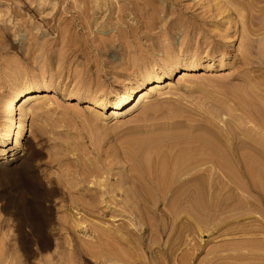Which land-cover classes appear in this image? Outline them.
<instances>
[{
    "label": "rangeland",
    "instance_id": "1",
    "mask_svg": "<svg viewBox=\"0 0 264 264\" xmlns=\"http://www.w3.org/2000/svg\"><path fill=\"white\" fill-rule=\"evenodd\" d=\"M236 1L0 0V132L5 129L4 137H7L6 134L10 130V96L30 84L49 87V91H42L40 97L26 104L29 112L26 122V137L20 140L15 149L17 151L16 159L9 160V156L0 160V264H125V262L128 264V261L130 264H133L132 262L134 264H149L148 261L151 262L150 264H162V262L164 264L165 261V264H172L173 261V264L176 262L183 264L181 263L183 261L184 264H264V227L262 228L264 226L262 223L264 222V204L257 210L256 207H250V211V208H246V205L243 204V198H240L252 193V196L260 198L264 203V151H261L262 154L260 153L259 156V154H255L254 150H250L253 146L261 148L260 150H263L262 147H264V120H262L264 118V0H239L243 1L242 5ZM244 3H246L245 6ZM240 5L244 8L241 9ZM215 10L220 14L216 16ZM173 63L176 68L171 76L161 83V87L153 91L147 84L138 92V95L145 96L142 103L137 105L136 101L130 102L133 109L117 119H106L100 115V113H104L108 116L111 113L112 106L118 101L117 94L138 85L145 75L160 73L164 69L174 66ZM202 64L203 69L201 68ZM206 64L209 66L208 68ZM184 69L189 74L186 75V78L182 76ZM241 90L243 92L240 95L239 91ZM249 90L251 95L254 92V95L259 97L258 99L256 97L257 103L252 101L255 97L253 99L251 95L250 98L247 95ZM42 93L45 96H42ZM77 95L83 98L81 102L76 101ZM239 95H243V98ZM260 96H263L261 98L263 102L260 100ZM238 97L241 98L239 101L236 100ZM101 98L107 101L106 108L100 109L95 106L96 100ZM245 99H252L251 103L246 102ZM241 100L243 102H240ZM40 102L43 103V106ZM235 103H240L243 109L236 107ZM252 103L256 107V111L253 109ZM255 112L258 114L255 115ZM208 113L211 114L210 117L208 116L210 120H207ZM240 115L242 118L239 117ZM256 116L259 119H254ZM175 119L177 122L182 120V123L186 121L185 119H191V122H188L190 120L186 122L193 123V125L188 124L189 127H184L183 124H178L180 121L175 123ZM173 120V126L178 124L179 130L182 127L181 131H171V128L178 129L177 126L173 128L171 125ZM198 123L200 125L201 123L202 125L210 124L208 128L216 130H214L215 136H213L212 130L208 132L211 133L210 135L204 133L203 128L205 127H202L203 136L199 133L201 129H197L199 135L198 133L196 135L194 125ZM153 125L155 128L158 127V130L161 127L167 128L158 131L153 128ZM200 125L197 126L201 128ZM217 125H220L221 128ZM226 125L228 126L225 127ZM186 127L188 129L193 127V129L188 130ZM218 129L221 130L220 136H218ZM153 131L159 134L155 135ZM161 131H166L163 132L165 136L160 133ZM221 132L224 137L230 135L229 139H226H234L233 142L236 144L237 142L243 144L241 168L225 170L228 173L217 170L218 172L216 171L214 174L217 180L213 179L216 181L214 186H217L218 190L222 189L221 192L218 191L220 195H226L220 197L226 199L222 203L223 205L220 204L223 199L217 200L219 194L216 192L217 188L214 187L212 189L215 190L211 189L210 193L214 201L209 199L207 194H204L205 192L202 194V190L198 191V196L201 193V196L204 195V197L198 198L197 208L201 207L204 210L201 211L198 208L199 211H196V207L193 210L190 208L192 214H190L189 207L187 211L184 204H182L183 206L180 204L185 208L183 210L178 206L179 204L174 203V205L168 204V206L154 203L156 206L149 204V207L146 202L153 204V201L145 200V202L143 198L141 200L136 198L137 190L135 189V192L132 189L140 187L139 184L144 180L147 183H142L146 187L149 179L155 175L156 170L160 169L158 165L162 166L160 165L162 164L160 162L162 153L169 152V146L172 143H178V145L184 143V141L179 142L181 139L186 140L184 145L196 143L195 140L204 138V134L209 135L205 137L215 142L221 138ZM148 136L165 137V139L163 138L165 141L161 142L163 144L160 149L154 150L159 155H156L157 157L153 154L152 149H149V146H147L149 152L146 149L143 150ZM189 136L193 137L191 141ZM142 137L144 139H141ZM175 137L180 140H176ZM224 137L223 139H225ZM137 139H140L139 142L134 141ZM132 143L135 145H132L131 148ZM246 143L251 146L247 147ZM164 144L170 145L164 146ZM137 145L140 148L137 149ZM10 146L12 144L5 147ZM142 147L144 148L142 149ZM162 147L165 148L162 149ZM3 148L4 146H0V152ZM144 151L150 154L145 155ZM151 155L155 156L154 162L156 163H153L154 157ZM228 160L233 161L234 159L230 157ZM223 161L225 164L229 162ZM153 164H155V168L152 166ZM150 167H153L154 171L151 172L152 168L150 169ZM91 169H98L97 171H100L101 174ZM92 171L99 175L93 172L91 176ZM198 172L201 173L200 170ZM89 173L91 174L89 175ZM139 176L141 177L139 178ZM250 177L254 181H251ZM243 179L245 182L250 179V183H255V186L251 185L256 191H259L258 193H261V196L249 188H246L245 191ZM221 181L224 183L228 181L227 191L225 189L228 183L224 185L226 188L223 190L220 185L224 183L219 184ZM233 182L236 186L233 185ZM101 183L102 186H100ZM81 185L85 188L81 189ZM230 185L232 186L230 187ZM109 186H114L117 193H109L107 190H111V187L107 188ZM130 187L131 189H128L130 192H128L127 188ZM148 187L150 188V186ZM148 187H146L147 190ZM97 188L107 193L103 194ZM231 188L234 189V192L236 191L235 197L239 194L235 198L236 201L240 198L239 201L242 200V203L238 201L239 204L235 205ZM90 189L93 192L89 193ZM78 190L81 192L80 195L85 194H83L85 198L81 196V200L79 199L80 192ZM97 190L102 193V196L105 195L107 200L112 195H118V199L116 197L112 203L113 198L111 197L112 199L109 201L111 204L102 203V205L94 207V203L97 202L93 203L94 199L101 195L97 193ZM126 190L127 192H124ZM50 191H53L55 195L48 196ZM123 192L125 195L122 194ZM142 192L147 194L143 189ZM61 193L67 198L72 195L73 198L69 197L68 201H64ZM126 193L129 194L128 197H134L133 194H135L137 201L135 198H130L132 203ZM107 194L110 196L108 197ZM214 194L218 196L214 197ZM119 195L120 197L125 196L126 199L123 200L122 197L123 201L119 200L121 199ZM231 197L234 202L233 206L237 207H232ZM73 199L76 200V204L74 203L76 206L69 203ZM201 199L204 203H201ZM206 199L207 201H205ZM228 199L230 201H227ZM87 200L91 203L86 202ZM84 201L89 205L84 206L87 205ZM92 203L93 205H91ZM228 203L231 204L230 207ZM105 204L107 208L104 206ZM206 204L207 216L204 215L205 213L203 216L201 213L205 212ZM171 205L178 206L181 210L179 208L176 210L177 207ZM204 205L205 207H203ZM85 207L88 210L92 209V212ZM213 207H216L215 213ZM100 208L102 209L99 210ZM225 208H228L227 211ZM79 211L83 214V219L80 218L82 214L78 213ZM177 211H181L180 215L177 214ZM142 212L144 213L142 214ZM129 213L131 214L129 215ZM136 213L140 219V215H143L142 219L145 225L147 224L146 226L140 222L143 220L135 218L137 217ZM159 215L163 216H160L161 220ZM192 215L194 216L192 217ZM150 217L153 218V222L149 220ZM170 217L173 219L172 221ZM179 218L181 223L178 221ZM131 219H133V226H131ZM225 220L226 222H224ZM77 222H81L80 224L84 222V225ZM126 223L128 227L126 225L124 227L127 229L122 225ZM209 223L214 225H209ZM216 223L219 224H217L219 227L215 226ZM261 223L262 226H260ZM171 224L178 225L173 227L179 228L180 231H178L179 229L172 231ZM181 224H183L182 228L179 226ZM121 225L124 229L122 233L125 232L122 234L124 236L118 235L121 234L118 232L121 230ZM220 225H224V231L221 230L222 226ZM248 227L253 230H249ZM216 228L221 230H219L220 235ZM244 228L247 230L244 231ZM113 229H117L118 234L113 232ZM125 229H130V231ZM133 229L135 230L132 231ZM150 231L155 234L159 233L155 235ZM134 232L136 233L134 234ZM178 232L182 235L178 234L177 242L175 240ZM101 234L104 235L100 237ZM108 234L110 235L108 236ZM153 234L158 236L157 239H153L152 245V238H155V236H151ZM98 235L102 241L97 239ZM111 235H114L113 238ZM180 236L182 237L180 238ZM124 238L125 240H121ZM137 238L140 239L137 240ZM129 239H132V243L135 240L132 247L135 248V244H138L139 249L131 248L128 244L130 243ZM25 240L29 242H25ZM177 243H179V247L181 246L180 248ZM194 244L199 245L197 246L199 248L195 249ZM174 245L180 254L186 250L187 253L184 251L186 255H180L176 249L174 251ZM189 245H192L196 251ZM170 246L173 248L171 249ZM168 248L172 252L170 255H168ZM187 248L193 249V253H195L193 254L189 250L193 256H190L191 259L187 258L190 255ZM81 249L82 252L79 251ZM136 251L138 255H135V258L132 252L137 254ZM71 252L74 255H71ZM155 252L162 258L159 255L155 256ZM140 253L141 256L144 253V260L139 257ZM103 254L107 255L103 256ZM130 254L134 258L129 257ZM195 255L196 257H194ZM154 256L158 259L156 262L153 259ZM123 257L125 258L123 259ZM172 257L176 258L171 260ZM180 257L183 261L180 260ZM183 257L189 261H185ZM48 261L50 262L48 263Z\"/></svg>",
    "mask_w": 264,
    "mask_h": 264
},
{
    "label": "bare ground",
    "instance_id": "2",
    "mask_svg": "<svg viewBox=\"0 0 264 264\" xmlns=\"http://www.w3.org/2000/svg\"><path fill=\"white\" fill-rule=\"evenodd\" d=\"M236 2H239V4L241 3V5L243 4V1L242 2H240L239 0H237ZM238 3H236V5H239ZM239 6V7H241V9H243L242 8V6ZM246 5V3H244V6ZM217 4H216V8H217ZM217 10V9H216ZM215 10V11H216ZM219 11H216L215 12V15L217 16V14L219 15L220 13H218ZM212 15V14H211ZM175 31H176V29H175ZM170 33V32H169ZM230 45V48H231V43L229 44ZM228 45V46H229ZM186 52H188V51H186ZM188 54V53H187ZM184 55H185V53H184ZM243 57V56H242ZM174 61V60H173ZM171 64V63H170ZM184 64V63H183ZM173 65H174V63H173ZM242 65H243V63H242ZM201 67V66H200ZM206 67L208 68L209 66H207V64H206ZM176 68V65H174V66H170L168 69H164L163 71H161L160 73L159 72H155V73H153V74H151V75H145L143 78H142V80L138 83V85L136 84V85H134V86H132V87H130V88H128L127 89V91H124V92H122V93H119V94H117L116 95V98H118V101L112 106V109H111V113L107 116L106 114H104V113H100V115L101 116H103V117H105L106 119L107 118H112V119H117L118 117H120V116H122L123 114H125V113H127L128 111H130L131 109H133V106H130L131 105V103L130 102H133V101H136V104L138 105L139 103H142L143 101H144V98H145V96L144 95H138V92L144 87V86H146L147 84H149V86H150V90H153V91H155L156 90V88H158V87H161V83L162 82H164L165 81V79H167V78H169L170 76H171V74L173 73V71H174V69ZM202 69L204 68L203 67V64H202V67H201ZM186 75L188 76L189 74H188V72H186V70L184 69V71H183V74H182V76H184L185 78H186ZM235 76V75H234ZM33 83V82H32ZM35 84V83H34ZM25 87V86H24ZM256 87V86H255ZM257 87L259 88V86L257 85ZM252 88V87H251ZM250 88V90H252ZM254 88V87H253ZM257 89V88H256ZM261 89V88H260ZM250 90H249V92H247V95L249 96V98H250ZM261 90H263V89H261ZM261 90H259V91H261ZM42 91H45V92H47V91H49V87H40V86H38V85H27L25 88H23V89H21V90H19V91H17V92H15V93H13L11 96H10V100H11V105L9 106L10 107V109H9V115H10V121H9V126H10V130H8V134H6V136L7 137H4V135H5V129H2V131L0 132V146H4V148L2 149V152H0V160H3V159H5V158H8L9 156H10V159L9 160H13V159H16V157H17V151L15 150L16 149V147H17V145L19 144V142H20V140L21 139H24L25 137H26V122L28 121V114H29V112H28V108L26 107V104L28 103V102H30L31 100H33V99H35V98H37V97H40L41 96V92ZM253 91V90H252ZM242 90L241 91H239V94L241 93L242 94ZM262 92V91H261ZM256 93V92H255ZM258 93V92H257ZM240 94V95H241ZM261 94V93H260ZM239 95V96H240ZM252 95H254V92H252ZM251 95V97L253 98V97H255V99L254 100H252V99H250V100H252L253 101V103H254V101L257 103V99L259 98V97H257V96H252ZM258 96H259V94H257ZM261 95H263V94H261ZM42 96H45V94H43L42 93ZM237 97V96H236ZM240 97H242L243 98V95L242 96H240ZM256 97H257V99H256ZM263 97V96H262ZM261 96H260V100L263 102V99H261L262 98ZM248 98V97H247ZM76 101H79V102H81L82 100H83V98L81 97V96H79V95H77L76 96ZM238 99V100H237ZM241 98H236V100L237 101H239ZM243 100V99H242ZM240 101V102H243V101ZM246 100V102H249V103H251V101L250 100H248V99H245ZM45 101V100H44ZM44 101H43V103H44ZM236 101V102H237ZM41 103V102H40ZM43 103H41V105L43 104ZM135 103V102H134ZM238 103V102H237ZM253 103H252V105H253ZM136 104H133L134 106H136ZM236 104V103H235ZM247 104V103H246ZM245 104V105H246ZM237 106L236 107H241L240 106V103L239 104H236ZM239 105V106H238ZM251 105V104H250ZM249 105V106H250ZM252 105H251V107H252ZM43 106V105H42ZM95 106L96 107H98V108H106L107 107V101H105L103 98H101V99H98V100H96V103H95ZM254 106V105H253ZM242 108V107H241ZM253 108V107H252ZM243 109V108H242ZM255 111H256V107L254 106V108H253ZM231 110H233L232 108H231ZM230 110V111H231ZM235 110V109H234ZM252 110V109H251ZM258 110V109H257ZM170 111V110H169ZM253 113V112H252ZM256 113L257 112H255V115H256ZM209 114V113H208ZM258 114V113H257ZM264 114V113H263ZM263 114H262V116H263ZM99 115V114H98ZM216 115V114H215ZM176 116V115H175ZM210 117L211 116V114H209V115H207V117ZM250 116H253V115H251L250 114ZM259 116V115H258ZM258 116H256L254 119H259L258 118ZM209 117L207 118V120H210L209 119ZM216 117H218V115H216ZM239 117H241V115L239 116ZM238 117V118H239ZM260 117H261V115H260ZM186 118H190V117H186ZM205 118H206V115H205ZM212 118V117H211ZM242 118V117H241ZM240 118V119H241ZM251 118H253V117H251ZM262 118V117H261ZM193 119V118H192ZM213 119V118H212ZM176 121H175V123H178L179 121H180V123H178V124H180V125H182V126H188V122H191V119H185L186 121L187 120H190V121H188V122H186V121H184L183 123H182V120H179L178 122H177V119H175ZM195 120V119H194ZM215 120V119H214ZM242 120V119H241ZM262 120H264V118L262 119ZM211 121H213V120H211ZM210 121V122H211ZM216 121L218 122V120L216 119ZM261 121V120H260ZM171 122H173V124L171 123ZM170 123H171V125L173 126L174 125V120L173 121H171ZM185 122H186V124H185ZM193 122V121H192ZM209 122V121H208ZM207 122V123H208ZM239 122V121H238ZM262 122V121H261ZM264 122V121H263ZM227 123V122H226ZM165 124V123H164ZM178 124H175V126H173V128L174 127H176ZM185 124V125H184ZM199 125H200V123H198ZM197 124V125H198ZM212 124V123H211ZM214 125H216L215 123H213ZM263 124V123H262ZM160 125V124H159ZM163 125V124H162ZM161 125V126H162ZM169 125V124H168ZM190 126H192L193 125V123H190L189 124ZM197 125H194L195 127L194 128H196L195 130H194V133L197 135V133L199 132L197 129H201V131L199 132V133H203V129L205 130V131H207V132H205L204 131V133H208V132H210L212 129L210 128H208V126H210V124L209 125H205V124H203L202 125V123H201V125H200V127L201 128H199V126H197ZM240 125H242L241 123H240ZM155 126H157V125H155ZM164 126H167V125H164ZM206 126H207V128H206ZM228 125H226L225 127H227ZM179 126H177V128H178ZM184 127H183V129H184ZM189 127V126H188ZM202 127H205V128H203L202 129ZM217 127H219V128H221L220 127V125L218 126L217 125ZM225 127H223L224 129H226L227 130V128H225ZM153 128L154 129H156V130H158L157 128L158 127H154V125H153ZM163 128V130L165 129V128H167V127H161V129ZM181 129H182V127H180ZM222 128V129H223ZM231 128V127H230ZM230 128H228V129H230ZM160 128H159V130L158 131H160L161 130ZM175 129V128H174ZM172 129L171 128V131L172 132H176V130H179V128L178 129ZM181 129L179 130V131H181ZM186 129H188L187 127H186ZM191 129H193V127H191ZM190 128L188 129V130H191ZM151 130V129H150ZM210 130V131H209ZM215 130V129H214ZM214 130H212L211 132L214 134H212L213 136H215V131ZM219 130V131H218ZM217 130V132L219 133V135H218V133L216 134V136L218 135V136H220V129H218ZM155 131V130H154ZM153 131V132H154ZM193 131V130H192ZM214 131V132H213ZM223 131V130H222ZM228 131V130H227ZM226 131V132H227ZM230 131V130H229ZM238 131V130H237ZM262 131V130H261ZM163 132H166V131H161L160 133L162 134V135H164V133ZM224 132H225V130H224ZM193 133V132H192ZM199 133H198V135H199ZM235 133H236V131H235ZM235 133H233V134H235ZM238 133V132H237ZM153 134H155V135H157V134H159L158 132L156 133V132H154ZM179 134V133H178ZM209 135L211 134V133H208ZM223 133L221 132V138H218L217 139V141H213L212 139H210V138H206L205 136H209V135H206V134H204V138H201V139H199L198 141L197 140H195V138H194V140H195V142L196 143H186V145H184L185 144V142H186V140L184 139V140H182L181 139V141H179V142H182V141H184V143H183V145H182V143H180L179 145H178V143H176V144H174V143H172L170 146L169 145H167V146H169L170 147V151L168 152V151H165V152H163L162 150H161V152H163L162 153V155H161V157H162V160L160 161L162 164H160V165H162V166H159L158 165V168L160 167V169L159 170H156V173H155V175H153L150 179H149V182H148V184H146V187H148V186H150V188L148 187V190H147V188L143 185V183H147L145 180H144V182L142 183H138L139 185H140V187H134V189H132V191H135V189L137 190V195H136V198H138V200H141V198H143V201H147V200H151V201H153V204H152V202H146V203H148V206H149V204H150V206H152V205H154V206H156L155 204H158V203H162V204H166L167 206H168V204H179L178 206H180V208L183 206L182 204H184L185 206L184 207H186L187 208V211H188V207H189V211H190V208H191V210H193L195 207L197 208V200H198V198L201 196V193H200V195L198 196V191H200V190H202V194L204 193V194H207L206 196H208V198L210 199L211 198V192H212V188L214 187V188H217V186H214V184L216 185V177H215V175L214 174H216L215 172L217 171V170H219V171H225V170H229V169H231V168H234L233 170H235V168H241V164H242V162H243V144H241V143H239V142H237V144H236V142H233V140H228L229 138V136L228 137H224L223 135H222ZM231 134V133H230ZM148 135V134H147ZM174 135V134H173ZM212 135H211V137H212ZM226 135V134H225ZM153 136V135H152ZM165 136V135H164ZM163 136V138L165 139V137ZM193 136V135H192ZM202 136H203V134H202ZM237 136V135H236ZM149 138H147L146 139V143H145V148L144 147H142V149L143 150H145L146 149V151H148V149H147V146H149L150 148L149 149H152V152H154L153 154L156 156V155H158L157 154V151L155 152L154 150H159L160 149V146H161V144H163V143H161V142H164L165 140H163V138L161 137V136H155V137H151V136H148ZM181 137V136H180ZM190 137V141H191V139H193V137L191 138V136H189ZM198 137V136H197ZM223 137L226 139V138H228V139H223ZM187 138V137H186ZM237 138V137H236ZM141 139H144V137H142ZM175 139L176 140H180V139H178V137H175ZM197 139V138H196ZM214 139V138H213ZM139 140L140 139H137V140H134V141H138L139 142ZM163 140V141H162ZM241 140V142H243V140L242 139H240ZM170 141V140H169ZM174 141V140H173ZM238 141H239V138H238ZM168 142V141H167ZM171 142V141H170ZM216 142H218V143H216ZM144 143V142H143ZM10 144H12V146H10V147H5V146H7V145H10ZM132 145H135V143L133 144H131V148L133 147ZM165 144H164V146H166ZM247 147L249 146H251L250 144H245ZM143 146V145H142ZM258 146V145H257ZM136 147V146H135ZM138 145H137V149H138ZM169 147H167L168 149H169ZM140 148V147H139ZM165 147H162V149H164ZM137 149H136V152H137ZM167 149V150H168ZM261 148H257L256 146H253V147H251L250 148V150H254L256 153L255 154H259V156L262 154V152L261 151H264V147H262V149L263 150H260ZM143 150H142V153H143ZM146 151H144L145 152V155L146 154H150V153H147ZM141 152V151H140ZM149 152V151H148ZM160 152V153H161ZM133 153V152H132ZM141 153V154H142ZM261 153V154H260ZM264 153V152H263ZM144 154V153H143ZM152 154V153H151ZM152 156V157H154V160H152L153 161V163H156V162H154L155 161V156ZM159 156V155H158ZM148 157H149V155H148ZM157 157V156H156ZM231 157V159H234L233 161L232 160H228L227 161V159H229ZM263 158H264V156H263ZM151 160H150V162H151ZM158 160H160L159 159V157H158ZM222 160V161H221ZM223 160H226V163L227 164H225V161H223ZM147 161V160H146ZM149 161V160H148ZM233 162V164L231 165L230 164V162ZM158 162V161H157ZM159 162V163H160ZM229 164V165H228ZM154 165L155 164H153L152 166L154 167ZM153 167H150V169H151V172H152V170H153ZM155 168V167H154ZM157 168V169H158ZM91 170H98V169H91ZM91 170H89V172H91ZM139 170V169H138ZM200 170V172L201 173H199L198 171ZM147 171V170H146ZM148 171H150V170H148ZM154 171V170H153ZM230 171V170H229ZM93 172L95 173V171H92V174L91 173H89V175L91 174V176L93 175ZM98 173L100 172V171H97ZM96 172V173H97ZM218 172V171H217ZM238 172H239V170H238ZM88 173V172H87ZM95 173V174H96ZM96 174V175H99V174H101V172L99 173V174ZM154 173V172H153ZM225 173H228V172H226L225 171ZM140 174V173H139ZM121 175H122V173H121ZM124 175V174H123ZM152 175V174H151ZM213 175H214V177H213ZM146 176H147V174H146ZM122 177V176H121ZM124 177V176H123ZM141 176H139V178H140ZM148 177H150L149 175H148ZM147 177V178H148ZM145 178V177H144ZM251 178V177H250ZM255 178H257V177H255ZM263 178H264V176H263ZM83 179V178H82ZM213 179H215L216 181H213ZM262 179V178H261ZM34 180V179H33ZM141 180V179H140ZM250 180V179H249ZM244 181V179H243V181L245 182H243V187L245 188V191H246V188L248 189H251V190H254V191H256L255 190V188H254V186H255V183H250V181ZM254 181V179H252L251 178V181ZM263 180V179H262ZM123 181H125V180H123ZM230 181V180H229ZM222 182L223 181H221L219 184H222ZM224 183V182H223ZM226 183H228V181L226 182L225 181V183L223 184V185H220V186H222V188H223V190L226 188V186H224ZM234 183V182H233ZM237 184H238V182H236ZM100 184V183H99ZM122 184H125V183H122ZM138 184H136V185H138ZM218 184V182H217V185H219ZM251 184H254V186H252ZM40 185V184H39ZM138 185V186H139ZM234 186H236V184L234 183L233 184ZM37 186H38V184H37ZM100 186H102V183H101V185ZM224 186V187H223ZM228 186H229V183L227 184V188L225 189L226 191H227V189H228ZM232 185H230V187H231ZM257 186V185H256ZM82 185H81V189H82ZM111 186H109V187H107V188H110ZM114 186H112L111 187V190H109V189H107L108 191H109V193L110 192H115V193H117L116 192V190H115V188H113ZM219 187V186H218ZM229 187V188H230ZM240 187V186H239ZM263 187H264V185H263ZM54 188V187H53ZM80 188H79V190H80ZM83 188H85V187H83ZM90 188V187H89ZM219 188H221V187H219ZM234 188V187H233ZM233 188H231L232 189V195H233V199H235V198H237V196H239V194H237L236 195V197H235V195H234V193L236 192H234V189ZM241 188H242V186H241ZM241 188H239V189H241ZM61 189V188H60ZM96 189V188H95ZM98 190H99V188H97ZM128 189H131V187L130 188H127V190ZM142 189L147 193L146 195H145V193H143L142 192ZM212 189V190H211ZM257 189V188H256ZM78 190V191H79ZM93 190H94V188H93ZM97 190V191H98ZM101 190H102V187H101ZM101 190H99V191H101ZM127 190L126 191H124V192H127ZM215 190V189H214ZM213 190V191H214ZM217 191L216 192H218L219 190H218V188L216 189ZM222 190V189H221ZM221 190L219 191V192H221ZM236 190V189H235ZM263 190H264V188H263ZM54 191V190H53ZM53 191H50L47 195L48 196H52V195H55V191L53 192ZM65 191V190H64ZM81 191V190H80ZM79 191V192H80ZM86 192H87V189L85 190ZM89 191V193H91V192H93V191H91V189L90 190H88ZM91 191V192H90ZM97 192L98 194L100 193V192ZM247 191H249V190H247ZM58 192V191H57ZM62 192V191H61ZM67 192V191H66ZM82 192H83V190H82ZM102 192V191H101ZM122 193V194H124L125 195V193ZM128 192H130L129 190H128ZM136 192V191H135ZM149 192V193H148ZM216 192H213V193H216ZM219 192L217 193V194H219ZM257 193L259 192V191H256ZM38 193V192H37ZM63 193V192H62ZM61 193V194H62ZM68 193V192H67ZM88 193V194H89ZM95 193H96V190H95ZM103 194L104 193H107V192H102ZM102 193H100L101 195H99L100 197V199L98 198V196H97V198L96 197H94V196H96L95 194H94V198H96V199H94L93 197H91V198H93L94 199V201L92 200V199H90L91 201H93V203L95 202V201H97V202H95L94 203V205H93V203L91 204V205H93L94 207L97 205V207L99 206V204H101L102 205V203H110L109 201L113 198V200L111 201L112 203L114 202V200H116V197H117V199H118V195L116 196V195H112V196H110V194L108 195V197L110 196V199L109 200H107V197L105 196V195H103L102 196ZM132 193V192H131ZM130 193V195L131 196H133L134 195V197H128L127 195H129V194H127L126 193V196L130 199V198H135V194H131ZM134 193V192H133ZM212 193V194H213ZM224 193V192H223ZM66 194V193H65ZM69 194V193H68ZM68 194H66V195H68ZM81 194V192L79 193V199L81 198V196L83 197L84 195L82 194V195H80ZM93 194V193H92ZM111 194H113V193H111ZM119 194V193H118ZM154 194V195H153ZM258 194H260V196H261V193H258ZM91 195V194H90ZM90 195L88 196V197H90ZM120 195H121V193H120ZM120 195H119V198H121V199H119V200H122V197H123V195H122V197H120ZM222 195H224V194H222ZM222 195H220L219 194V196L218 195H215L214 194V197L216 196H218V198H217V200H219L220 201V199H223V198H220ZM62 199L64 200V201H68V199H69V197L71 198L72 197V195L70 196H68V198H67V196L65 197L63 194H62ZM78 196V195H77ZM115 196V197H114ZM224 196H226V195H224ZM47 197V196H46ZM61 197V196H60ZM112 197V198H111ZM201 197H204V195H202ZM214 197H213V199H214ZM264 197V196H263ZM40 198H43V197H40ZM48 198V197H47ZM52 198V197H51ZM73 198V197H72ZM75 198V197H74ZM83 198H85V197H83ZM115 198V199H114ZM127 198V199H128ZM135 198V199H136ZM239 198V197H238ZM240 198H243L242 200H243V204L244 205H246V208H250V207H253V208H255L256 210L257 209H259L260 207H262L263 206V200H261L260 198L259 199H257V197H254V196H252V193H251V195H246L245 197H240ZM240 198H239V200H240ZM61 199V198H60ZM62 199H61V201H62ZM87 199V198H86ZM124 199H126L125 198V196L123 197V200ZM233 199H232V197H231V202H233ZM54 200V199H53ZM81 200V199H80ZM89 200V199H88ZM88 200L86 201V202H88ZM118 200V201H119ZM122 200V201H123ZM131 200V202H132V199H130ZM211 200H212V198H211ZM226 199H223V201L222 202H220V204L221 205H223L222 203H224V201H225ZM237 199H235L234 200V202H235V205L238 203V201H236ZM241 200V201H242ZM57 201V200H56ZM60 201V203H62ZM77 201H79V200H77ZM91 201H89L88 203H91ZM122 201H120V202H122ZM136 201H137V199H136ZM143 201H141V202H143ZM200 201H202V199L200 200ZM205 201H207V199L205 200ZM212 201H214V200H212ZM227 201H230L229 199L227 200ZM241 201H239V203L241 202ZM27 202V201H26ZM46 202H47V200H46ZM85 202V201H84ZM85 202V204H87ZM125 202V201H124ZM126 202H127V200H126ZM129 202V201H128ZM135 202V201H134ZM199 202V201H198ZM218 202V201H217ZM217 202H215L216 203V205L218 204ZM234 202L232 203V207H237V206H233V204H234ZM64 203V202H63ZM69 203H75L76 204V200H71V202L69 201ZM80 203V202H79ZM98 203V204H97ZM115 203H117L116 201H115ZM133 203V202H132ZM144 203V202H143ZM155 203V204H154ZM201 203H204V201H202ZM213 203V202H212ZM238 203V204H239ZM242 203V202H241ZM46 204V203H45ZM74 204V205H75ZM111 204V203H110ZM173 204V205H174ZM182 206H181V205ZM200 204V203H199ZM209 204V203H208ZM80 205V204H79ZM78 205V206H79ZM89 204H87V205H84V206H88ZM90 205V207L92 208V206ZM173 205H171L172 207H177V209L176 210H178V206H173ZM187 205V206H186ZM213 205V204H212ZM228 205H229V203H228ZM231 205V204H230ZM230 205H229V207H230ZM244 205H242V206H244ZM63 206V205H62ZM73 206V205H72ZM76 206V205H75ZM80 206H83V205H80ZM105 207H106V204L104 205ZM112 206H113V204H112ZM149 206V207H150ZM162 206H164V207H166L165 205H162ZM170 206V205H169ZM214 206H215V204H214ZM218 206H219V204H218ZM227 206V205H226ZM242 206H239V207H242ZM26 207H27V205H26ZM89 207V208H90ZM146 207H147V205H146ZM184 207H182L181 209L183 210V209H185ZM203 207H205V205L203 206ZM217 207V206H216ZM215 207V208H216ZM228 207V206H227ZM259 207V208H258ZM24 208V207H23ZM76 208V207H75ZM86 209H87V207H85ZM107 208V207H106ZM115 208V207H114ZM142 208V207H141ZM167 208H171V207H167ZM166 208V209H167ZM174 208V209H175ZM179 208V210H181ZM198 208H200L201 209V211L202 210H204V208L202 209L201 207H198ZM197 208V209H198ZM209 208H212V207H209ZM209 208H208V210H209ZM215 208L213 207V209H214V213H215ZM218 208V207H217ZM220 208V207H219ZM248 208V209H249ZM94 209V208H93ZM102 208H100L99 210H101ZM140 208H138V210H139ZM146 209H148V208H146ZM174 209H172V210H174ZM196 209V211H199V209L197 210ZM213 209H211V210H213ZM227 209L228 208H225V211H227ZM231 209V208H230ZM245 209V208H244ZM248 209H246L247 211H249ZM49 210V209H48ZM66 210V209H65ZM88 210V209H87ZM95 210V209H94ZM98 210V211H99ZM134 210V209H133ZM137 210V209H136ZM135 210V211H136ZM141 210V209H140ZM170 210V209H169ZM169 210H165V211H169ZM217 210H219V209H217ZM223 209H222V207H221V211H222ZM88 211H91L92 212V209L91 210H88ZM97 211V212H98ZM110 211V210H109ZM112 212H113V210H111ZM143 211V210H142ZM153 211H155L156 212V210H153ZM175 211V210H174ZM195 211V210H194ZM200 211V212H201ZM207 211V204H206V210H205V212H202L201 214L203 215V213H205L204 215H206V212ZM224 211V210H223ZM222 211V212H223ZM250 211H251V208H250ZM22 212V211H21ZM30 212V211H29ZM105 211L103 210V213H104ZM134 212V211H133ZM132 212V213H133ZM137 212V211H136ZM139 212V211H138ZM141 212V211H140ZM151 212H152V210H151ZM176 212V211H175ZM179 212V213H178ZM180 212L181 211H177V214H179L180 215ZM191 212V211H190ZM199 212V213H200ZM210 212V211H209ZM213 212V211H212ZM218 212V211H217ZM66 213H68V212H66ZM78 213H81L80 211L78 212ZM78 213H77V215H78ZM88 213V212H87ZM144 212H142V214H143ZM189 213V212H188ZM194 213V212H193ZM21 214H23V213H21ZM82 214V213H81ZM121 214V213H120ZM131 213H129V215H130ZM134 214V213H133ZM147 214V213H146ZM156 214V213H155ZM158 214V213H157ZM161 214H162V212H161ZM169 214V213H168ZM174 214V213H173ZM176 214V213H175ZM176 214V215H177ZM190 214H192V212L190 213ZM195 214V213H194ZM223 214V213H222ZM51 215V214H50ZM64 215H66V214H64ZM64 215H63V217H64ZM71 215V214H70ZM136 215H137V217H135V218H138L139 216H138V213H136ZM136 215H134V216H136ZM178 215V216H179ZM196 215V214H195ZM203 215V216H204ZM215 215V214H214ZM221 215V214H220ZM264 215V214H263ZM23 216V215H22ZM71 216H73V215H71ZM71 216H69V217H71ZM74 216H76V214H74ZM132 216V215H131ZM143 216V215H142ZM142 216L140 215V217H141V219L140 218H138L139 220H143L142 219ZM160 216H162V215H159V219H160ZM177 216V217H178ZM194 215H192V217H193ZM207 216V215H206ZM217 216V215H216ZM223 216V215H222ZM83 217V214L82 215H80V218H82ZM145 217V216H144ZM143 217V218H144ZM152 217V216H151ZM150 217V218H151ZM163 217V216H162ZM161 217V218H162ZM173 217V216H172ZM211 217H213V215L211 214ZM219 217V216H218ZM66 218V217H65ZM130 218H132V217H130ZM149 218V217H148ZM157 218H158V215H157ZM168 218V217H167ZM174 218V217H173ZM206 218V217H205ZM226 218V217H225ZM40 219H41V217H40ZM83 219V218H82ZM129 219V218H128ZM145 219V218H144ZM158 219V220H159ZM170 219H171V217H170ZM223 219V218H222ZM32 220V219H31ZM74 220H76V219H74ZM78 220H79V218H78ZM81 220V219H80ZM132 220V225H131V221H130V225L131 226H133V219H131ZM146 220V219H145ZM149 220H152L151 222H153V218H151V219H149ZM161 220V219H160ZM169 220V219H168ZM173 219H171V221H172ZM178 220V219H177ZM39 221V220H38ZM148 221V220H147ZM155 221V220H154ZM163 221H164V219H163ZM170 221V220H169ZM179 222H180V218H179V220H178ZM216 221H217V217H216ZM219 221H221L220 219H219ZM219 221H218V223H219ZM26 222V221H25ZM141 223H144V220L143 221H140ZM150 222V223H151ZM165 222V221H164ZM190 222V221H189ZM188 222V223H189ZM211 222H212V218H211ZM215 222V221H214ZM224 222H226V220L224 221ZM76 223V222H75ZM78 223V222H77ZM81 223V222H80ZM80 223H78V224H80ZM84 223V222H83ZM80 224V225H84V224ZM128 223V222H127ZM127 223L126 224H122L123 225V227H124V225H126L127 227H128V225H127ZM169 223V222H168ZM172 223V222H171ZM178 223V222H177ZM181 223V222H180ZM218 223H216L215 224V226L218 224ZM221 223V222H220ZM262 223H264V222H262ZM262 223H261V225L260 226H262ZM44 224V223H43ZM50 224V223H49ZM136 224V223H135ZM154 224V223H153ZM191 224V223H190ZM189 224V227L191 226ZM222 224V223H221ZM225 224V223H224ZM42 225V224H41ZM122 225H121V230H117V229H119V228H117L116 230L118 231V232H121V234L119 233L118 234V232L116 231V230H114L113 229V232H117L116 234H118V235H121V236H124V235H122V234H124L125 232H123L122 233V230H124L123 228H122ZM137 225H138V223H137ZM147 225V224H146ZM145 225V223H144V226H146ZM149 225V224H148ZM156 225V224H155ZM162 225V224H161ZM170 225V224H169ZM172 225V224H171ZM188 225V224H187ZM207 225V224H206ZM209 225H212V223L210 224L209 223ZM214 225V224H213ZM212 225V226H213ZM219 225V224H218ZM217 225V226H218ZM264 225V224H263ZM78 226V225H77ZM76 226V227H77ZM140 226V225H139ZM142 226V225H141ZM174 226V224L172 225V227ZM176 226H178V225H176ZM176 226H174V227H176ZM180 226V228H182L181 226H183V224H181V225H179ZM204 226H205V224H204ZM220 226H222V225H220ZM119 227V226H118ZM127 227H124V228H126L127 229ZM164 227V226H163ZM171 227V228H172ZM173 227V228H174ZM219 227V226H218ZM223 227H224V225L222 226V227H220V228H222L221 230H223L224 231V229H223ZM250 227H252V226H250ZM264 226H262V228H263ZM46 228V227H45ZM141 228V227H140ZM143 228V227H142ZM170 228V227H169ZM171 229L172 231L173 230H175V229H179V228H174V229ZM253 228V227H252ZM38 229V228H37ZM125 229V230H126ZM157 229V228H156ZM217 230H218V228H216ZM248 229H249V227H248ZM43 230V229H42ZM135 229H133L132 231H134ZM141 230V229H140ZM150 230V229H149ZM220 230V229H219ZM219 230H218V234L220 233L219 232ZM220 230V231H221ZM246 230H247V228H246ZM245 230V228H244V231H246ZM249 230H253V229H249ZM248 230V231H249ZM40 231H41V229H40ZM126 231H130V229L129 230H126ZM156 231V230H155ZM163 231V230H162ZM167 231V230H166ZM178 231H180V229L178 230ZM111 232V231H110ZM112 232V234H114ZM151 232V231H150ZM177 232V231H176ZM129 233V232H128ZM136 232H134V234H135ZM144 233V232H143ZM151 233H154L153 231L151 232ZM151 233H149L148 232V234H151ZM157 233H159V232H157ZM156 233V234H157ZM169 233H171L170 232V230H169ZM180 233H182V232H180ZM217 233V232H216ZM223 233V232H222ZM133 234V233H132ZM155 234V233H154ZM151 235V236H155V235ZM166 234V233H165ZM167 234H168V232H167ZM178 234H179V232L177 233V239L175 240V241H177L179 238V236H178ZM102 235H104V234H101L100 235V237L102 236ZM105 235H106V233H105ZM110 234H108V236H109ZM141 235H143V234H141ZM168 235H170V234H168ZM179 235H182V234H179ZM220 235V234H219ZM218 235V236H219ZM113 236L114 235H111V238H113ZM115 236H117V235H115ZM136 236V235H135ZM150 236V235H149ZM150 236V237H151ZM158 236V235H157ZM157 236H155V238H152V240L153 239H157ZM162 236H163V234H162ZM171 236V235H170ZM176 236H174L173 235V237H176ZM45 237V236H44ZM100 237H99V235H98V237H97V239L98 240H101L100 239ZM133 237V236H132ZM148 237V236H147ZM149 237V240L151 239ZM167 237H169V236H167ZM172 237V236H171ZM170 237V238H171ZM182 236H180V238H181ZM110 238V237H109ZM130 238H131V236H130ZM44 238L42 237V240H43ZM103 239V238H102ZM128 239V238H127ZM134 239V238H133ZM138 239H140V238H137V240ZM168 239V238H167ZM97 240V241H98ZM113 240V239H112ZM116 240H118V239H116ZM121 240H125V238L124 239H121ZM132 240V239H131ZM131 240L129 239V241H130V243H128L129 244V246H131V248H134V247H132V246H134V242H135V240H134V242L132 243L131 242ZM148 240V241H149ZM207 240H209V239H207ZM206 240V241H207ZM41 241V240H40ZM102 241V240H101ZM114 241V240H113ZM119 241V240H118ZM140 241V240H139ZM148 241H147V243H148ZM151 241V240H150ZM169 241V240H168ZM173 241V240H172ZM25 242H29L28 240H25ZM93 242V241H92ZM91 242V243H92ZM96 242V241H95ZM115 242V241H114ZM117 242V241H116ZM120 242V241H119ZM152 242V241H151ZM178 242V241H177ZM179 242H181V241H179ZM208 242V241H207ZM41 243V242H40ZM101 243V242H100ZM118 243V242H117ZM133 245H132V244ZM144 243V242H143ZM153 243H154V240H153V242H152V245H153ZM156 243H157V240H156ZM170 243V242H169ZM173 244H174V242H172ZM43 244V243H42ZM45 244V243H44ZM102 244V243H101ZM126 244V243H125ZM167 244V243H166ZM178 244V248H180L179 247V243H177ZM176 244V245H177ZM181 245H182V243H180ZM203 244H204V242H203ZM203 244H202V246H203ZM49 245V244H48ZM119 245V244H118ZM121 245V244H120ZM138 245V244H137ZM136 244H135V248H138V246H137ZM145 245V244H144ZM176 245H174V251H175V247H176ZM26 246V245H25ZM27 246H28V244H27ZM43 246V245H42ZM79 246V245H78ZM94 246H95V244H94ZM104 246V245H103ZM122 246H123V244H122ZM125 247H126V245H124ZM128 246V245H127ZM129 246H128V248H129ZM148 246V245H147ZM146 246V247H147ZM165 246H167V245H165ZM169 246V245H168ZM167 246V247H168ZM190 247H192V245H189ZM194 246V248L196 249V248H199V247H197V246H199V245H197L196 246V244H194L193 245ZM107 247V246H106ZM149 247V246H148ZM147 247V248H148ZM152 247V246H151ZM158 247V246H157ZM162 247V246H161ZM171 247V246H170ZM200 247H201V245H200ZM221 247V246H220ZM122 248V247H121ZM128 248H127V250H128ZM134 248V249H135ZM146 248V249H147ZM159 248V247H158ZM166 248V247H165ZM173 248V246L171 247V249ZM177 248V249H178ZM189 248V247H188ZM187 248V249H188ZM193 248V247H192ZM193 248V249H194ZM203 248V247H202ZM27 249V248H26ZM75 250H77L76 248H74ZM79 249V248H78ZM83 249V248H82ZM82 249L81 250H79V251H81L82 252ZM103 250H104V248H102ZM120 249V248H119ZM118 249V250H119ZM124 250H125V248H123ZM133 249V250H134ZM139 249V248H138ZM141 249V248H140ZM177 249H176V251H177ZM182 249V251H183V248H181ZM193 249H188V253L190 254V252H192L193 253ZM194 249V250H195ZM201 249V248H200ZM204 249V248H203ZM223 249V248H222ZM121 250V249H120ZM124 250H122V252H125ZM129 250H131V249H129ZM137 250V249H136ZM149 250V249H148ZM153 250V249H152ZM167 250H169V254L168 255H170V253L172 254V252H170V248H168ZM189 250H190V252H189ZM215 250H217V249H215ZM215 250H213L214 252H216ZM220 249H218L217 251H219ZM78 251V252H79ZM132 251V250H131ZM137 251H140V250H137ZM136 251V253L137 254H134L135 252H132L133 253V255L135 256V255H138V252ZM142 251V250H141ZM140 251V252H141ZM151 251V250H150ZM158 251H160L159 249H158ZM173 251V250H172ZM179 251V250H178ZM177 251V252H178ZM181 251V250H180ZM184 251H186V250H184ZM183 251V253L182 254H180L179 252V254L180 255H183V254H185L186 255V253H187V251H186V253ZM196 251V250H195ZM74 252H76V251H74ZM107 252V251H106ZM106 252H104V253H106ZM110 252V251H109ZM111 253V252H110ZM109 253V254H110ZM116 253V252H115ZM121 253V252H120ZM156 253V252H155ZM191 253V254H192ZM76 254H78V253H76ZM80 255H81V253H79ZM108 254V253H107ZM107 254H103V256H105V255H107ZM119 254V253H118ZM122 254V253H121ZM126 254V253H125ZM143 254V256H145L144 255V253H142ZM153 254V253H152ZM160 254H162L161 252H160ZM188 255L187 256V258L189 257L190 258V256H192V255ZM193 254H195V253H193ZM71 255H74V254H72V252H71ZM79 255V256H80ZM117 255V254H116ZM124 255V254H123ZM128 255V254H127ZM155 256L156 255H159V254H154ZM166 255V254H165ZM174 255V254H173ZM176 255H177V253H176ZM175 255V256H176ZM197 255V254H196ZM196 255L194 256V257H196ZM84 256V255H83ZM119 256V255H118ZM143 256H141V253H140V258H145V257H143ZM154 256V257H155ZM164 256V255H163ZM178 256V258H179V255H177ZM176 256V257H177ZM184 256V255H183ZM72 257H75V256H72ZM76 257H77V255H76ZM101 257H102V255H101ZM112 257V256H111ZM126 257V256H125ZM125 257H123V259L125 258ZM129 257H131V258H134V257H132L131 256V254H130V256ZM150 257V256H149ZM158 257V256H157ZM159 257H161L160 255H159ZM175 257V258H176ZM193 257V256H192ZM106 258H107V256H106ZM105 258V259H106ZM114 258V257H113ZM112 258V259H113ZM135 258H136V256H135ZM137 258H138V256H137ZM139 258V259H140ZM151 258V257H150ZM156 258V257H155ZM155 258H153L154 259V261L156 262V260H158L157 258L155 259ZM162 258V257H161ZM161 258H159V261H161L160 259ZM175 258H171V260L173 259H175ZM181 259L180 260H182V257H180ZM185 258H186V256H185ZM184 257H183V259H185ZM73 259V258H72ZM75 259V258H74ZM116 260H117V257L115 258ZM115 259H113L114 261H115ZM119 259V258H118ZM138 259V260H139ZM191 259V258H190ZM76 260V259H75ZM78 260H79V258H78ZM126 261H127V259H125ZM125 260H123V261H125ZM130 260V259H129ZM134 260V259H133ZM137 260V259H136ZM135 260V261H136ZM144 260V259H143ZM150 260H152V258L150 259ZM187 259H185V261H186ZM209 260H212V259H210L209 258ZM77 261V260H76ZM107 261V260H106ZM108 261H111V260H108ZM158 261V262H159ZM183 261V260H182ZM187 261H189V259L187 260ZM50 261H48V263H49ZM78 262V261H77ZM79 262H80V260H79ZM131 262H132V260H131ZM157 262V263H158ZM174 262V261H173ZM173 262H172V264H173ZM127 262H125V264H126ZM133 264H134V262H132ZM137 263H139V262H137ZM142 263V262H141ZM148 263L150 264L151 262H149L148 261ZM153 263V262H152ZM166 263V261L164 262V264ZM181 263H185L184 261L183 262H181ZM189 263V262H188ZM128 264H130V261H128ZM155 264V263H154ZM162 264H163V262H162ZM176 264H177V262H176ZM187 264V263H186ZM217 264V263H216Z\"/></svg>",
    "mask_w": 264,
    "mask_h": 264
}]
</instances>
